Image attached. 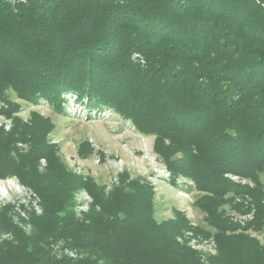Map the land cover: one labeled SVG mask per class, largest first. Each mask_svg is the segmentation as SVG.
<instances>
[{
    "label": "trees",
    "instance_id": "trees-1",
    "mask_svg": "<svg viewBox=\"0 0 264 264\" xmlns=\"http://www.w3.org/2000/svg\"><path fill=\"white\" fill-rule=\"evenodd\" d=\"M17 1L0 0V116L12 122L0 127V178L37 194L42 214L31 211L26 235L11 207L0 210V231L14 237L0 244V264H201L177 242L187 230L214 238L211 264H264L250 234L264 232V0ZM69 99L88 120L114 112L154 137L169 183H194L203 224L180 210L159 222L154 186L127 172L106 194L68 168L50 117L19 116L23 103L66 114ZM93 154L79 145L80 159ZM81 189L94 203L80 220ZM230 212L254 218L242 226ZM58 241L89 255L58 259Z\"/></svg>",
    "mask_w": 264,
    "mask_h": 264
},
{
    "label": "rangeland",
    "instance_id": "rangeland-1",
    "mask_svg": "<svg viewBox=\"0 0 264 264\" xmlns=\"http://www.w3.org/2000/svg\"><path fill=\"white\" fill-rule=\"evenodd\" d=\"M6 1L13 6L18 4L17 0ZM134 57L140 60L141 64L145 63L141 56ZM68 102L66 114L58 113L46 103L39 106L23 103L19 116L25 122H28L33 111L50 117L55 124L51 139L59 143L61 155L68 168L77 175L85 178L92 177L105 188L106 194L121 185V176L127 172L130 180L141 179L151 182L154 186L156 219L159 222L174 219L175 210H180L186 214L193 228L203 224V214L195 209L199 193L194 183L183 178H180L175 186L169 183L170 173L154 153V137L140 134L130 121H125L114 112H107V118L94 116L93 119L88 120L83 108H75L77 104L72 99ZM11 126V120L0 116V127L10 130ZM84 141H88L94 148V154L88 159L78 157L79 145ZM20 147L27 149L25 145L20 144ZM99 151L105 154V161H102ZM98 160H100L99 164ZM45 166L46 161L42 160L40 170L44 171ZM229 178L237 183H248L236 176L230 175ZM10 180L5 182L6 186H0V210L11 207L14 224L24 234L31 235L34 228L30 222V213L33 211L36 215L42 214L40 199L37 194L15 178ZM262 180L264 182V174ZM93 203V197L86 189L77 191L73 206L76 217L83 219L91 211ZM230 215L242 226L254 218V212L247 214L230 212ZM250 234L264 244V232L250 231ZM13 238L11 233L0 231V244L12 241ZM177 242L197 253L201 264H211V260L219 254L214 238L203 237L193 230H187L178 236ZM53 255L58 259L70 258L77 261L89 254L69 248L65 242L58 241L53 245Z\"/></svg>",
    "mask_w": 264,
    "mask_h": 264
},
{
    "label": "built area",
    "instance_id": "built-area-1",
    "mask_svg": "<svg viewBox=\"0 0 264 264\" xmlns=\"http://www.w3.org/2000/svg\"><path fill=\"white\" fill-rule=\"evenodd\" d=\"M108 112H110V111H108ZM107 112H105V113H102L101 115H100V117H102V118H107V114H106ZM100 163V160H98V164ZM7 181H11L10 179H7V180H1L0 179V186H6V183L5 182H7ZM13 182V181H12Z\"/></svg>",
    "mask_w": 264,
    "mask_h": 264
}]
</instances>
